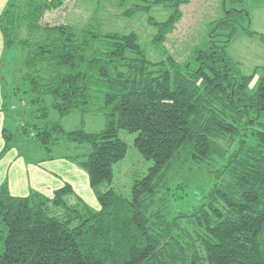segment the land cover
I'll return each mask as SVG.
<instances>
[{"label":"trees","instance_id":"16d2710c","mask_svg":"<svg viewBox=\"0 0 264 264\" xmlns=\"http://www.w3.org/2000/svg\"><path fill=\"white\" fill-rule=\"evenodd\" d=\"M189 2L133 0L121 15L173 11L165 23L149 20L158 62L134 32H103L94 21L81 29L43 25L62 0L11 1L0 16L6 48L23 51L22 81L45 122L29 127L34 139L49 153L63 142L75 146L66 159L86 171L100 206L91 209L68 185L51 198L14 197L0 186V264H264V77L243 75L227 54L235 24L248 14H225L216 24L230 28L229 38L211 39L180 63L165 43ZM51 112L60 120L100 114L104 127L67 132L61 121L47 122ZM122 132L136 135L134 147L150 163L127 196L113 188L115 166L128 153ZM217 162L198 208L171 218L155 211L176 164Z\"/></svg>","mask_w":264,"mask_h":264},{"label":"rangeland","instance_id":"374dc122","mask_svg":"<svg viewBox=\"0 0 264 264\" xmlns=\"http://www.w3.org/2000/svg\"><path fill=\"white\" fill-rule=\"evenodd\" d=\"M62 1L63 8L60 11L47 13L43 19V25L65 24L74 29H81L94 21L103 32L119 34L134 32L139 37L141 46L147 50L151 61L158 62L163 59L161 52L152 46V39L158 30L156 26L150 24L149 20L152 18L155 23H165L173 14L171 9L153 6L149 15L139 14L126 18L121 15L132 7L133 0ZM27 2L28 0H12L13 5L25 6ZM231 10L246 12L248 20L235 24L239 28L238 35L228 44L227 54L238 63V68L243 75H256L255 82L260 77H264V0H190L188 4L181 7L182 17L175 31L167 37L165 47L168 53L180 63H185L194 49L207 45L211 39L217 41L218 45H222V42L229 38L231 30L230 28L218 29L216 23ZM244 29H249L257 35L249 36L243 32ZM212 36L215 37L212 38ZM13 50V54H9L10 65L5 73V86L8 96H11L8 129L17 137L13 142L15 147L25 151L23 153L32 154L34 146L39 143L35 139V142L33 141L34 134L30 131L31 126H42L45 122L36 119L39 108L31 105L30 101L33 97L28 91V86L22 81L23 51L18 47ZM57 121H61L67 132L74 131L82 125L89 132L100 131L104 127V118L100 114L83 117L79 113H72L60 120L55 112H51L47 122ZM23 125L26 126L27 134H23ZM19 130L20 133H18ZM135 137V134L121 133V138L127 144L128 153L126 158L115 166L113 188L124 196L130 193L134 179L143 176L150 167V163L146 162L134 147ZM44 152L47 155L63 157V159L77 154L75 146L65 142L50 153L46 150ZM72 163L78 166L75 162L72 161ZM220 163L204 166L206 170L184 163L176 164L168 175L167 190L163 191L162 199L165 203L157 205L155 211L164 209L167 216L171 218L179 213L192 212L198 208L213 186V175ZM67 185L74 191L70 183H64L62 188ZM101 190L105 191V187ZM74 192L77 194L76 191ZM91 193L95 196L92 188ZM85 203L88 204L86 201ZM88 206L95 211L100 210L99 205L88 204Z\"/></svg>","mask_w":264,"mask_h":264},{"label":"crops","instance_id":"0c3cea01","mask_svg":"<svg viewBox=\"0 0 264 264\" xmlns=\"http://www.w3.org/2000/svg\"><path fill=\"white\" fill-rule=\"evenodd\" d=\"M11 1L0 0V16L5 12ZM13 49L6 48L0 30V186L6 185L10 194L14 197L25 198L33 193H39L51 198L55 191L64 186V183H70L77 195L89 205L98 206L97 199L91 193L86 171L76 166L66 157L63 159V157L53 154H45L38 144L34 146L32 154L29 152L23 153L25 151L17 149L13 144L17 137L8 129L11 96H8L5 86V73L8 65H10L9 54H13ZM23 132V134H27L26 131ZM18 133H20V130ZM5 135L11 136L10 148L8 149Z\"/></svg>","mask_w":264,"mask_h":264}]
</instances>
